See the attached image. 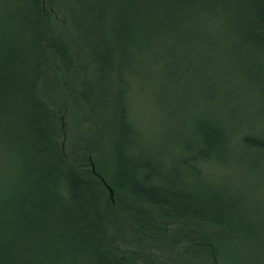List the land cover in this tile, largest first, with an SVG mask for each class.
<instances>
[{
    "label": "trees",
    "instance_id": "trees-1",
    "mask_svg": "<svg viewBox=\"0 0 264 264\" xmlns=\"http://www.w3.org/2000/svg\"><path fill=\"white\" fill-rule=\"evenodd\" d=\"M20 2L0 21V264H264L258 206L217 179L264 174V0ZM137 64L175 132L145 124Z\"/></svg>",
    "mask_w": 264,
    "mask_h": 264
},
{
    "label": "rangeland",
    "instance_id": "rangeland-1",
    "mask_svg": "<svg viewBox=\"0 0 264 264\" xmlns=\"http://www.w3.org/2000/svg\"><path fill=\"white\" fill-rule=\"evenodd\" d=\"M14 0H0V21L5 20L7 17L13 16L15 13L17 15L18 9H16L18 6L22 7V3L20 2H13ZM24 8V7H23ZM18 23V17L17 21ZM2 22H0L1 24ZM5 33L0 28V37L4 36ZM148 66V64H146ZM137 73V79L140 80L141 84V91L144 93V97L142 99V102L140 103L141 106H143V110L145 111V124L150 127V124L153 120L159 119L161 122L165 124V118H164V111L166 107V101L168 97H161L155 94H158L157 88L152 86V81L149 80L150 85L145 86L146 79L144 77L151 78L152 68L153 66L149 64V67L144 68L142 64H137L134 66ZM157 79L161 83L160 85V91L165 83V75L163 73H159L156 75ZM144 78V81L142 80ZM173 95V94H172ZM178 96V95H177ZM179 98V97H178ZM140 100V99H139ZM172 132H175L177 129V123L173 124L170 121H168L165 124ZM161 126V125H160ZM159 131H162V126L159 127ZM0 147L3 149L1 150V153L4 155V150L10 153V160H14V156L11 152V150H8L4 145L0 144ZM0 153V156H1ZM5 160V155L4 159ZM6 167V165H4ZM225 171V170H224ZM222 171L217 174V179L219 182H221L224 186L229 187H236V189H232L229 192H226V196L233 198L232 200L238 202L240 205L248 204L247 207L251 208V204L254 206H258L256 209H258L256 213V216L253 217V220H255L258 223H261L263 226L264 231V174L261 176H255L253 175L250 165L246 164L244 169H233L231 171ZM212 176L215 178L216 173L215 170H213ZM210 177V178H213ZM246 181V183H245ZM218 187H223L220 183L217 185ZM249 186L251 189H249ZM248 189H247V188ZM250 190V191H249ZM254 198H256L259 201V204L253 203V201H257ZM261 226V227H262Z\"/></svg>",
    "mask_w": 264,
    "mask_h": 264
},
{
    "label": "bare ground",
    "instance_id": "bare-ground-1",
    "mask_svg": "<svg viewBox=\"0 0 264 264\" xmlns=\"http://www.w3.org/2000/svg\"><path fill=\"white\" fill-rule=\"evenodd\" d=\"M92 170H94V172H95V167H94V165H92ZM107 188H108V190H109L108 185H107ZM110 188H111V187H110ZM111 190H113V189L111 188ZM109 192H110V190H109ZM113 194H114V192H113ZM110 195H111V193H110Z\"/></svg>",
    "mask_w": 264,
    "mask_h": 264
},
{
    "label": "water",
    "instance_id": "water-1",
    "mask_svg": "<svg viewBox=\"0 0 264 264\" xmlns=\"http://www.w3.org/2000/svg\"><path fill=\"white\" fill-rule=\"evenodd\" d=\"M94 171V170H93ZM109 187V186H108ZM109 190H110V193H111V196H113V190H111V188L109 187Z\"/></svg>",
    "mask_w": 264,
    "mask_h": 264
}]
</instances>
